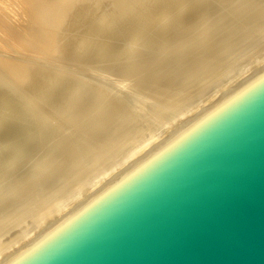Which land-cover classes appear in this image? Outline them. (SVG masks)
I'll list each match as a JSON object with an SVG mask.
<instances>
[{
	"label": "bare ground",
	"instance_id": "1",
	"mask_svg": "<svg viewBox=\"0 0 264 264\" xmlns=\"http://www.w3.org/2000/svg\"><path fill=\"white\" fill-rule=\"evenodd\" d=\"M263 71L264 0H0V264Z\"/></svg>",
	"mask_w": 264,
	"mask_h": 264
},
{
	"label": "water",
	"instance_id": "2",
	"mask_svg": "<svg viewBox=\"0 0 264 264\" xmlns=\"http://www.w3.org/2000/svg\"><path fill=\"white\" fill-rule=\"evenodd\" d=\"M7 264H264V71Z\"/></svg>",
	"mask_w": 264,
	"mask_h": 264
},
{
	"label": "rangeland",
	"instance_id": "3",
	"mask_svg": "<svg viewBox=\"0 0 264 264\" xmlns=\"http://www.w3.org/2000/svg\"><path fill=\"white\" fill-rule=\"evenodd\" d=\"M19 98V97H18Z\"/></svg>",
	"mask_w": 264,
	"mask_h": 264
}]
</instances>
